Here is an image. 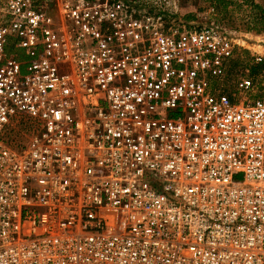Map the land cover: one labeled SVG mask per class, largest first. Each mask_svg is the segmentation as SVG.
<instances>
[{
	"label": "built area",
	"instance_id": "2783aa9c",
	"mask_svg": "<svg viewBox=\"0 0 264 264\" xmlns=\"http://www.w3.org/2000/svg\"><path fill=\"white\" fill-rule=\"evenodd\" d=\"M165 2L0 0V264H264V81Z\"/></svg>",
	"mask_w": 264,
	"mask_h": 264
},
{
	"label": "rangeland",
	"instance_id": "374dc122",
	"mask_svg": "<svg viewBox=\"0 0 264 264\" xmlns=\"http://www.w3.org/2000/svg\"><path fill=\"white\" fill-rule=\"evenodd\" d=\"M166 9H171L178 20L199 27L203 25H216L230 33L236 43L232 61L229 63L224 83L227 90L233 91L240 77L254 76L255 79L264 81V30L257 32L248 30L252 14L246 6H223L216 0H164ZM264 8V0H254ZM261 47L255 49L253 46ZM260 57V61H256Z\"/></svg>",
	"mask_w": 264,
	"mask_h": 264
},
{
	"label": "trees",
	"instance_id": "16d2710c",
	"mask_svg": "<svg viewBox=\"0 0 264 264\" xmlns=\"http://www.w3.org/2000/svg\"><path fill=\"white\" fill-rule=\"evenodd\" d=\"M218 3H222L223 6L227 5H237L246 6L250 11H256L252 14L251 22L253 25H247V29H254L257 32L264 30V8L259 4L254 2V0H216Z\"/></svg>",
	"mask_w": 264,
	"mask_h": 264
},
{
	"label": "bare ground",
	"instance_id": "6f19581e",
	"mask_svg": "<svg viewBox=\"0 0 264 264\" xmlns=\"http://www.w3.org/2000/svg\"><path fill=\"white\" fill-rule=\"evenodd\" d=\"M253 47H254L255 49H259L261 46H260L259 44H255Z\"/></svg>",
	"mask_w": 264,
	"mask_h": 264
}]
</instances>
